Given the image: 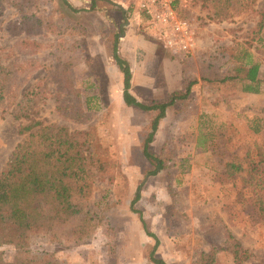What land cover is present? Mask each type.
<instances>
[{
  "label": "rangeland",
  "instance_id": "obj_1",
  "mask_svg": "<svg viewBox=\"0 0 264 264\" xmlns=\"http://www.w3.org/2000/svg\"><path fill=\"white\" fill-rule=\"evenodd\" d=\"M251 1L246 9L239 0H182L180 16L193 25L198 39L193 51L183 55L164 49L140 15L118 11L111 0L76 11L63 0H0V66L26 58L37 63L21 90L39 82L44 87L34 118L71 132L91 131L106 152L103 159L116 164L113 182L95 180L91 197L82 204L85 212L103 218L92 238L57 244L35 235L33 254L58 264H153L155 241L146 235L141 217L158 241L154 258L165 264H200L212 249L218 250L212 264H234L226 234L249 253L241 264H264V223L256 201L264 204V28L253 33L264 19L258 14L264 0ZM130 2L136 6L138 0ZM26 11L44 24L41 34L21 31ZM24 40L34 46L19 45ZM228 47L235 53L247 51L259 64L260 93H241L239 83L207 89L197 72L190 96L167 110L150 145L153 154L168 156V166L146 176L141 151L157 112L124 105L123 75L114 50L128 64L129 93L146 104L179 89L182 60H199ZM64 62L71 65L72 93L61 92L49 77ZM65 95L67 104L85 112L81 122L57 114ZM15 111L0 101V171L21 140L19 125L27 123ZM201 138L205 143L200 144ZM232 156L250 161L252 187L244 184L245 173L225 174L224 163ZM136 192L139 200L132 204ZM0 251L6 256L15 252L12 247Z\"/></svg>",
  "mask_w": 264,
  "mask_h": 264
},
{
  "label": "trees",
  "instance_id": "obj_2",
  "mask_svg": "<svg viewBox=\"0 0 264 264\" xmlns=\"http://www.w3.org/2000/svg\"><path fill=\"white\" fill-rule=\"evenodd\" d=\"M239 1L247 5L246 9L252 3L251 0ZM258 14L260 17L264 16V9ZM20 22L21 31L27 36H36L44 31V24L32 11L24 12ZM263 28L264 19L261 18L253 33L259 34ZM30 42L24 40L19 45L24 48L34 46ZM35 46L38 47L37 44ZM115 50L113 59L123 75L124 105L144 112H157L149 123V133L141 151L148 166L146 176H155L168 166V156L162 153L153 154L150 145L167 110L186 101L190 96L192 87L198 82L197 72L207 89L239 83L241 93H260V67L258 63L251 61L248 52L242 50L235 53L234 47L217 48L199 60H182L179 89L173 91L165 100L142 104L129 93V67ZM36 64L34 59L26 58L0 66V101L10 107L15 106L16 118L27 121L25 125H19L17 134L21 140L0 171V247H12L15 250L11 256L0 251V264H58L51 257L31 252L32 237L41 234L57 244H80L90 240L103 218L98 214H88L83 210L82 204L91 197L95 180L106 179L109 183L114 180L116 164L103 159L106 152L98 146L91 131L71 132L66 126L45 124L34 118V110L41 102L44 87L39 82L22 93L21 90L35 72ZM70 67L69 62L61 63L49 76L63 93L75 91L69 73ZM64 99L57 103V114L66 120L81 122L85 112L79 105L67 104L66 95ZM258 132L255 128L254 133ZM204 141L201 138L199 142L203 144ZM224 170L229 177L245 173L244 184L253 186L254 177L247 158L232 156L224 163ZM138 200L139 193L136 192L132 204ZM256 201L258 218L264 223V204L259 199ZM140 221L146 235L155 241L150 252L151 262L165 264L154 258L158 241L149 233L141 217ZM226 238L233 263L241 264L247 260L249 253L229 234H226ZM217 252L218 250L212 249L203 255L204 259L202 258L200 264H212V258Z\"/></svg>",
  "mask_w": 264,
  "mask_h": 264
},
{
  "label": "built area",
  "instance_id": "obj_3",
  "mask_svg": "<svg viewBox=\"0 0 264 264\" xmlns=\"http://www.w3.org/2000/svg\"><path fill=\"white\" fill-rule=\"evenodd\" d=\"M138 8L150 17L163 46L172 53L188 55L196 45L191 23L178 16L181 0H138ZM178 6V7H177Z\"/></svg>",
  "mask_w": 264,
  "mask_h": 264
},
{
  "label": "crops",
  "instance_id": "obj_4",
  "mask_svg": "<svg viewBox=\"0 0 264 264\" xmlns=\"http://www.w3.org/2000/svg\"><path fill=\"white\" fill-rule=\"evenodd\" d=\"M97 1L101 2V0H63V2H65V4L67 6H69L72 10H75V11L76 10H79V8H81V6L82 7L83 6H89V5L90 6H93L94 5V2L98 3ZM111 1H112V2H110L111 5L114 6V8L117 9L118 11H135V13L137 15H140L142 17V19H144L146 21V25H147L149 31L150 32H153L156 35V37H157L156 40L163 46L162 42L158 38V35H157L156 31H154L151 28V20H150V17L148 15H146L143 11H140L139 10V8H138L139 1L136 2V6H133L132 3L130 2V0H111ZM178 6H177L178 7V11H176V13H178V16L181 18L179 12L181 11L182 0H181V2L179 3ZM102 9H103V7H102ZM197 40L198 39L196 38V45H195V47L197 46ZM163 48L166 49L164 46H163ZM166 50H168V49H166Z\"/></svg>",
  "mask_w": 264,
  "mask_h": 264
}]
</instances>
